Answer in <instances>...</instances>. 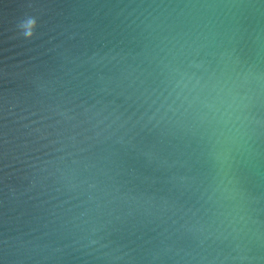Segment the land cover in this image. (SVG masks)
I'll use <instances>...</instances> for the list:
<instances>
[{
  "label": "water",
  "instance_id": "water-1",
  "mask_svg": "<svg viewBox=\"0 0 264 264\" xmlns=\"http://www.w3.org/2000/svg\"><path fill=\"white\" fill-rule=\"evenodd\" d=\"M0 264H264V0H0Z\"/></svg>",
  "mask_w": 264,
  "mask_h": 264
},
{
  "label": "clouds",
  "instance_id": "clouds-1",
  "mask_svg": "<svg viewBox=\"0 0 264 264\" xmlns=\"http://www.w3.org/2000/svg\"><path fill=\"white\" fill-rule=\"evenodd\" d=\"M27 25L29 26L26 31H24L22 34L26 38H32L34 35V28L36 27V20L34 18H28Z\"/></svg>",
  "mask_w": 264,
  "mask_h": 264
}]
</instances>
